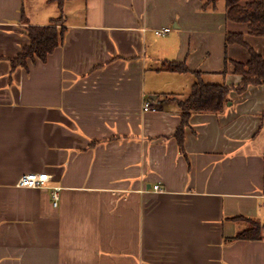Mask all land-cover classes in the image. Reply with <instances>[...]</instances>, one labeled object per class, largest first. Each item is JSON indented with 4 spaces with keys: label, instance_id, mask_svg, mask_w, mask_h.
<instances>
[{
    "label": "crops",
    "instance_id": "obj_1",
    "mask_svg": "<svg viewBox=\"0 0 264 264\" xmlns=\"http://www.w3.org/2000/svg\"><path fill=\"white\" fill-rule=\"evenodd\" d=\"M40 4L38 15L0 0V264H264V238H233L248 226L237 217L264 223V85L191 114L182 149L174 137L193 71L240 80L221 73L225 33L240 29L224 0ZM60 15L62 43L12 69L25 26ZM227 54L245 59L238 46ZM30 172L50 177L16 186Z\"/></svg>",
    "mask_w": 264,
    "mask_h": 264
},
{
    "label": "trees",
    "instance_id": "obj_2",
    "mask_svg": "<svg viewBox=\"0 0 264 264\" xmlns=\"http://www.w3.org/2000/svg\"><path fill=\"white\" fill-rule=\"evenodd\" d=\"M61 1L58 0L61 8ZM203 6H215L218 0H201ZM225 20L227 23L239 25L240 29L227 30L225 33V58L222 74H237L240 80L236 86L225 83H205L198 71H193L196 80L188 96L179 101L180 123L174 137L180 149L183 147L184 128L193 113L223 111L230 99L231 89L240 93L250 85H264V0H224ZM64 28L62 16L53 18L47 25H27L25 34L28 44L23 45L15 57L10 59L11 68L26 66L28 59L44 62L47 56L63 41ZM251 38L261 40V48H255ZM231 46H238L245 52V59H233L227 54ZM168 71L183 72L187 67L180 62L166 61ZM168 94H163L166 98ZM248 223L238 231L234 239L255 240L264 238V223L257 219L237 217Z\"/></svg>",
    "mask_w": 264,
    "mask_h": 264
},
{
    "label": "built area",
    "instance_id": "obj_3",
    "mask_svg": "<svg viewBox=\"0 0 264 264\" xmlns=\"http://www.w3.org/2000/svg\"><path fill=\"white\" fill-rule=\"evenodd\" d=\"M169 31V28H162L159 30H156L155 32L157 34H164ZM143 109L148 110L149 109V103H144L143 104ZM49 175L45 172H40V173H35V172H30L21 175L17 182L16 186L18 187H26V188H41L44 187L46 182L49 180ZM154 190H159L161 191L162 189L158 186L155 185L153 187ZM51 199H52V204L53 206H56L58 204L59 200V193H58V187H53L51 191Z\"/></svg>",
    "mask_w": 264,
    "mask_h": 264
},
{
    "label": "rangeland",
    "instance_id": "obj_4",
    "mask_svg": "<svg viewBox=\"0 0 264 264\" xmlns=\"http://www.w3.org/2000/svg\"><path fill=\"white\" fill-rule=\"evenodd\" d=\"M32 2H33V4L31 3L30 0H24V7H25V9L26 10L29 9L28 11H31V9H32L36 14L39 15L41 13V10H40V5H41L40 2H41V0H33ZM46 8H47V6H46ZM45 10L43 11V13L45 12Z\"/></svg>",
    "mask_w": 264,
    "mask_h": 264
},
{
    "label": "water",
    "instance_id": "obj_5",
    "mask_svg": "<svg viewBox=\"0 0 264 264\" xmlns=\"http://www.w3.org/2000/svg\"><path fill=\"white\" fill-rule=\"evenodd\" d=\"M154 98V97H153Z\"/></svg>",
    "mask_w": 264,
    "mask_h": 264
}]
</instances>
